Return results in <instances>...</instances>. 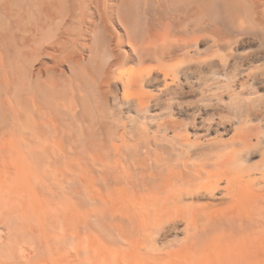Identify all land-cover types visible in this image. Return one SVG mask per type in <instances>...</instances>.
<instances>
[{
  "label": "bare ground",
  "instance_id": "1",
  "mask_svg": "<svg viewBox=\"0 0 264 264\" xmlns=\"http://www.w3.org/2000/svg\"><path fill=\"white\" fill-rule=\"evenodd\" d=\"M202 41L221 54L218 64ZM210 74L233 108L190 101L192 81ZM124 109L131 124L100 138L97 126ZM217 110L235 120L227 140L207 138L220 126ZM150 120L156 133L137 140L136 124ZM30 135L39 166L57 162L47 156L52 139L110 157L109 190L93 197L108 207L112 264L264 260V0H0V148ZM15 198L0 199V229L20 244L37 229L31 206L4 203ZM23 258L46 264L35 250Z\"/></svg>",
  "mask_w": 264,
  "mask_h": 264
},
{
  "label": "rangeland",
  "instance_id": "2",
  "mask_svg": "<svg viewBox=\"0 0 264 264\" xmlns=\"http://www.w3.org/2000/svg\"><path fill=\"white\" fill-rule=\"evenodd\" d=\"M113 27L115 31L119 33L122 32L120 26L114 25ZM202 42L201 46L199 45V50L203 53V56L209 60V65L212 63L218 64L219 62H217V60L220 59L219 56L221 54L216 53L214 47H211V51H207L210 50L209 46L212 45L209 43L207 44L206 41ZM211 60L212 62H210ZM131 67L136 66L125 67L124 71ZM208 76V80L204 84H200V82L195 80L192 81L194 89L199 94L197 93L196 97L189 98L190 101H201V103L205 102V104L209 105L215 104L216 107L219 104L227 103L233 108L235 99H230L227 93H224L223 90L220 89L221 86L224 85L219 82L221 78L212 74ZM229 89L233 91L234 87L230 86ZM150 90L152 89H149V91ZM202 93L204 94L202 95ZM222 93L224 94V101H221ZM123 111L124 115L121 117H112L110 120H107L103 129L97 126L96 131L101 133L100 138L106 139L108 133L120 132L122 130V124L124 123L128 126L131 124L126 109ZM217 112H219L220 116L216 115L215 120H211V122L220 126H216L215 129L207 135V138L227 140L234 132L233 122L235 120L227 116L226 113L221 110H217ZM172 118L187 121L188 118L192 117L183 114H175ZM220 119H222V122H219ZM224 121L228 123L226 130L222 125ZM152 122L151 120L150 123L145 121L148 126H146L143 121L136 124V126L140 128L139 131L137 130V132H135L138 136L137 140L140 138V141L142 135L143 138L146 136H150V138L153 137L156 133V121ZM97 123L102 122L98 120ZM79 124L78 121L73 122L75 130L80 128ZM191 134H194L192 130ZM31 140L32 138L30 135L27 137V142L17 149L0 148V182L3 185V188H0V199H2V197H16V204L10 199L4 201V203L6 202L5 204H7V206H17L20 202H24L31 206L30 223L33 224V226L35 225L34 227L37 229V233H33L34 235L31 234L32 239H30L32 241H21L20 244H13L7 240V238L11 236V233L5 228H1L0 264H10V261L7 260L6 257L9 252L12 251L16 255L12 260L14 264H22L25 261L23 254L32 253L34 250L38 253L39 258L44 260L46 264H112L110 252L112 239L104 227L106 225V220L109 221L110 218L104 215V213H107L108 216V207L104 202L96 200L93 197V194L97 190H101L105 195L109 190L110 169L112 167V164L110 165V157L105 158L103 156V161L94 160V156L100 157L103 154H96L89 149L86 152H81L80 149L71 152V150L66 147L67 143L65 140H62V138H60L59 141L52 139L48 144L47 156L51 155V157L57 159V162L49 165L41 164L39 166V164L34 162L31 156ZM139 141L137 143H139ZM136 142L131 143L133 147L137 145ZM39 152L42 151L39 150ZM44 160L45 157L43 154L42 161ZM127 164L129 166H127ZM126 168L128 173L133 170H129L132 168L129 163H126ZM135 168H139V166ZM120 171L122 170L120 169ZM29 184L33 187L30 188ZM17 196L19 197L17 198ZM21 197H23L24 200ZM19 198L20 200H18ZM4 209L7 214H10L11 210L8 208L6 209L5 206ZM1 212L3 213L4 211ZM32 212L34 213L32 214ZM53 216H55L54 221L51 219ZM45 219H49L50 224L44 221ZM66 219L68 220L67 222L65 221ZM39 220H41L40 223L43 225L41 233H38V231L40 232V229H38ZM55 221L57 222L55 223ZM73 233H75V235ZM180 236L179 238L183 237V235ZM46 242L48 247L41 250L40 244L46 245ZM9 245H13L14 248L11 250ZM118 247L120 248V252L123 251L122 248L124 247L122 243H119ZM158 247L161 248L160 245H158ZM132 261L136 262L137 260L135 261V259H133ZM256 263L264 264V260L259 259Z\"/></svg>",
  "mask_w": 264,
  "mask_h": 264
}]
</instances>
